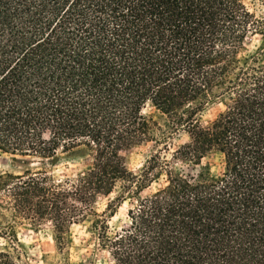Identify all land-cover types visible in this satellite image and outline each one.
I'll return each mask as SVG.
<instances>
[{
    "label": "trees",
    "instance_id": "obj_1",
    "mask_svg": "<svg viewBox=\"0 0 264 264\" xmlns=\"http://www.w3.org/2000/svg\"><path fill=\"white\" fill-rule=\"evenodd\" d=\"M149 142L131 172L120 152ZM78 147L84 170L45 167ZM0 151L45 160L0 175V264H22L19 219L74 264L88 217L109 264H264V0H0Z\"/></svg>",
    "mask_w": 264,
    "mask_h": 264
},
{
    "label": "rangeland",
    "instance_id": "obj_2",
    "mask_svg": "<svg viewBox=\"0 0 264 264\" xmlns=\"http://www.w3.org/2000/svg\"><path fill=\"white\" fill-rule=\"evenodd\" d=\"M249 1V0H247ZM259 44V37L254 36L253 39L247 43L246 49L248 51L254 50ZM222 108V104L218 101L212 100L207 104L203 111L199 114V118L206 122L212 119L216 113ZM187 140V134L179 132L173 136L169 146L171 150L175 149L177 145ZM161 146L149 142L145 145L136 146L123 150L120 154L124 157L128 169L133 173H139L140 169L145 165L149 157L156 152ZM17 158V159H14ZM87 157L85 150L82 147L73 149L68 154L55 162L54 165L48 163L45 167L53 169L56 174H73L84 170L87 165ZM208 159H205V161ZM215 159H210L213 161ZM40 158L13 156L0 151V175L5 173L17 175L23 173L26 168L35 170L42 166ZM116 192L113 191L107 196L97 198L95 207L102 211L107 202L112 200ZM1 202V199H0ZM130 200H126L117 206L113 216H107L109 225L112 228H119L126 224V212L130 205ZM15 236L17 238L18 250L20 255L19 262L22 264H56L59 260H63V255L56 252L55 243L52 235L51 222L42 220L35 224L28 219H19L14 222ZM70 244L68 247L70 260L74 264H109L108 255L106 252L96 247L95 235L90 231L89 217L88 219L76 224H72L69 228ZM1 234V233H0ZM8 238L0 236V249L7 247Z\"/></svg>",
    "mask_w": 264,
    "mask_h": 264
}]
</instances>
